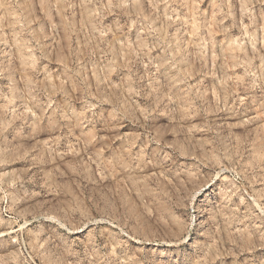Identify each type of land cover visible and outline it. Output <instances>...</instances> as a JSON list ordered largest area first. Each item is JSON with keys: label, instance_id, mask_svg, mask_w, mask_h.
Here are the masks:
<instances>
[{"label": "rangeland", "instance_id": "obj_1", "mask_svg": "<svg viewBox=\"0 0 264 264\" xmlns=\"http://www.w3.org/2000/svg\"><path fill=\"white\" fill-rule=\"evenodd\" d=\"M0 264H264V0H0Z\"/></svg>", "mask_w": 264, "mask_h": 264}]
</instances>
